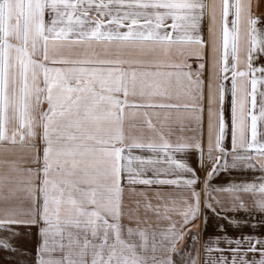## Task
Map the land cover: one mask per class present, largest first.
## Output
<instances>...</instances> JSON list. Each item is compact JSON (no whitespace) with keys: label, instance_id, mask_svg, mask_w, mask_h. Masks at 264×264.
<instances>
[{"label":"snow or ice","instance_id":"obj_1","mask_svg":"<svg viewBox=\"0 0 264 264\" xmlns=\"http://www.w3.org/2000/svg\"><path fill=\"white\" fill-rule=\"evenodd\" d=\"M253 7L0 0V150L15 156L0 160V230L32 236L35 264H264V238L222 223L243 211L264 226ZM221 172L236 179L213 185ZM129 191L156 223L145 215L125 236ZM212 219L215 242L203 238Z\"/></svg>","mask_w":264,"mask_h":264},{"label":"crops","instance_id":"obj_2","mask_svg":"<svg viewBox=\"0 0 264 264\" xmlns=\"http://www.w3.org/2000/svg\"><path fill=\"white\" fill-rule=\"evenodd\" d=\"M253 11L257 16L262 17L261 22L258 24V27L264 31V0H253ZM47 19V16H46ZM168 25L171 24V20L166 22ZM171 30V29H169ZM257 65L264 64V55L259 56V58L254 61ZM257 75H259L257 73ZM230 83V82H229ZM264 90V85H258V91ZM226 118L230 125V95L228 97L227 107L225 111ZM206 116H205V137H206ZM229 140H230V127H229ZM15 156L12 153H5L0 150V160L4 159H14ZM0 167H3L0 165ZM151 173H149L150 175ZM259 176V172L250 173L248 178L251 179L252 176ZM236 179L235 173L232 175H228L224 172H221L217 177H215L212 181L213 185H225L230 180ZM151 195V193H149ZM140 201L139 211L136 213L134 210L137 208L136 201ZM156 203V201H153ZM144 200L142 197L132 193L131 191L127 192L124 197V206H125V215L121 219V224L124 228V234L127 235V228H136L138 225L144 226V217L147 215L151 221V223L155 224L156 220L154 218L153 213L147 212L145 213ZM130 212L133 213L130 215ZM139 216V220L135 218V216ZM229 217L234 218L241 223L238 225L228 226L227 221H222L226 225L227 234L229 236H233L236 238H242L244 235L264 238V226L256 223L258 217H252L251 222L244 223L249 221V217L243 211L240 212H229ZM255 224V227H253ZM22 226L17 227V231H21ZM223 233H220L217 229V223L215 219L210 220L208 227L206 228L203 238L208 240L209 237L212 238L213 242H215L216 236H221ZM0 239H7L12 248L17 249V251H12L11 249H5L4 247H0V264H35V244L34 238L30 235H18V236H10L8 232L4 230H0ZM187 243L191 244V239L187 240ZM221 246H225L223 243ZM258 255V254H257ZM251 258V254L249 256Z\"/></svg>","mask_w":264,"mask_h":264}]
</instances>
